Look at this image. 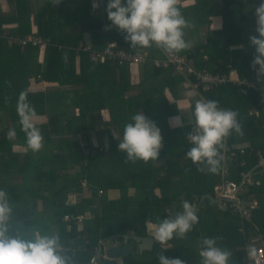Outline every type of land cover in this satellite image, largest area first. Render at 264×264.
<instances>
[{
	"label": "trees",
	"instance_id": "trees-1",
	"mask_svg": "<svg viewBox=\"0 0 264 264\" xmlns=\"http://www.w3.org/2000/svg\"><path fill=\"white\" fill-rule=\"evenodd\" d=\"M28 1L16 0L14 14H3L0 10V190L6 192L12 207L9 221L12 234L26 238L34 233L58 235L71 264H90L100 241L118 234L145 236L146 221L156 224L174 218L183 210V200L194 206L204 195L215 197L214 187L222 180L223 159L215 174L198 171L186 157L193 147L187 137L194 123L177 128L168 125V118L176 115L178 109L175 103L167 100L164 91L169 89L176 97L175 84L183 78L175 75V65L165 63L166 54L155 46L151 50H131L117 29L102 33L100 29L105 24L102 14L98 10L92 12L90 0H63L59 6H53L48 0L45 5L44 0L41 5L37 1L34 14L37 33H31L29 16L32 8L30 10ZM223 2L221 7L212 8L208 13V16L222 17V29L210 36L205 45H198L185 56L198 70L207 68L211 73L228 76L230 69H237L239 79H247L256 87L236 86L230 81L209 90L198 87L205 100H218L226 109L238 113L243 134L233 131L220 149L222 157L225 146L232 153L231 160L227 161L228 178L237 181L239 172L253 167L258 153H264V130L259 127L264 122L261 101L264 80L255 79L256 72L251 67L255 54L229 49L240 42L236 37L231 6L237 5L241 10L247 2ZM251 10L253 7L250 6ZM11 24L15 26L10 33L3 29ZM85 33L91 36L93 50L115 40L118 46L145 56V61L136 66L140 67L142 78L134 95L123 97L129 89L130 65L91 62L82 51L79 52L82 64L94 66V70L90 68L81 81L76 80L78 76L73 80L64 79L74 75L73 57ZM32 34L47 37L52 43L45 48L42 64L38 62V48L22 47L8 40ZM212 56L220 60L214 70L208 62ZM155 61L164 64L158 67ZM31 80L57 82L60 87L80 82L82 96L87 99L78 104L70 91L32 92L29 89ZM24 90L37 115L47 117V122L40 127L34 124L44 138L43 148L37 153L28 148L16 111L19 94ZM74 106L79 109L77 115L72 110ZM101 109L109 111L110 125L117 130L118 137L116 139L106 127L94 134L97 144L93 145V131L102 121ZM252 109L259 113L258 119L249 114ZM141 112L157 124L163 138L159 158L148 164L126 162L127 154L118 149L124 126ZM238 136L248 138L246 141L250 144L243 155L235 146ZM256 139H263L261 146ZM166 152L169 153L167 156ZM157 161H162L163 165H155ZM242 161L246 162L245 166L241 165ZM69 169L75 172L68 173ZM18 176L24 178L20 189L10 183ZM257 180V185L245 189L240 196L246 201L251 195L254 198L256 208L252 209L250 219H241L204 199L196 212L198 223L186 238L174 236L163 249L161 244H156L152 251L142 254L135 250L123 258V264H159L160 254L179 258L183 264H201L199 251L204 238H216L217 246L232 253L229 264H242L246 246L264 245V174ZM83 182L89 187V197H83L79 203L70 202L71 195L83 192ZM156 189L160 196L155 195ZM113 190L119 193L116 199L109 198ZM37 202L41 209H37ZM65 216L74 219L64 220ZM78 216H82L80 221L76 219ZM22 225L26 229L20 233L18 228ZM253 239L257 241L251 243Z\"/></svg>",
	"mask_w": 264,
	"mask_h": 264
},
{
	"label": "clouds",
	"instance_id": "clouds-1",
	"mask_svg": "<svg viewBox=\"0 0 264 264\" xmlns=\"http://www.w3.org/2000/svg\"><path fill=\"white\" fill-rule=\"evenodd\" d=\"M50 2L53 6H59L63 0ZM177 5L178 0H126V3L125 0H109L106 12L110 28L117 29L124 36L131 50L155 46L171 56L189 47L184 36L185 29L190 25ZM93 7L97 8L99 4L94 3ZM253 8L256 35L249 37L250 46L255 49L251 67L258 79L264 80V0H259ZM233 47L238 50L243 46ZM64 60L67 62V56ZM27 96L26 90L20 92L16 111L27 137V146L37 153L43 148L44 138L33 123L39 117L27 101ZM192 116L195 122L187 139L193 147L187 151L186 157L197 166L198 171L215 174L223 159L220 149L224 146V140L233 131L243 134L238 113L221 108L215 100L198 99ZM131 121L124 126L123 139L118 143L119 152L127 154L126 162L143 161L148 164L157 160L163 146L160 128L143 112L132 116ZM182 209L174 218L156 224L151 220L146 221V228L152 230L154 241L160 243L162 249L174 236L186 238V234L198 223L196 209L191 203L183 200ZM11 215L9 198L5 191L0 190V264H71L58 235L34 233L26 238L12 234L9 224ZM199 255L201 264H229L232 253L217 246L216 238H204ZM248 256H256L254 247H249ZM158 259L159 264H183L181 259L168 258L163 254Z\"/></svg>",
	"mask_w": 264,
	"mask_h": 264
},
{
	"label": "crops",
	"instance_id": "crops-1",
	"mask_svg": "<svg viewBox=\"0 0 264 264\" xmlns=\"http://www.w3.org/2000/svg\"><path fill=\"white\" fill-rule=\"evenodd\" d=\"M15 1L16 0H0L1 12L3 14H10V13L14 14L15 13V10H14ZM37 1H38V4L41 5L43 0H29L28 1L30 10L32 8V10L30 12V16H29L31 33H37V26H36L35 21H34V14L36 11ZM44 1L45 2L43 3V5L47 4L46 3L47 1L46 0H44ZM49 1L50 0H48V2ZM106 1L109 2V0H106ZM232 1H234V3H237V4H240V3L243 4V3L247 2L246 7L245 8L243 7L241 10H239L240 7L237 5L231 6V9L234 12V16H232V17H233V22H234V28L237 32L236 37L240 41L239 44H237L236 46L242 45L243 47L239 48L240 50H243L244 52L246 51V52H251V53L255 54V49L250 46L249 37L252 35H256V31H255V29H256V18H255L254 8H253V10L249 11V7L251 6V8H252L254 5H257L256 2H258L259 0H232ZM94 3H97V0H90L92 12L97 10L93 7ZM125 3H126V0H125ZM223 3H224L223 0H178L177 6L180 8L184 18L186 19V21L190 25V27L185 29V36H184L185 40L189 44V47L186 50H184L178 54H174V55L183 58L185 63L194 70H198V69H195V67L193 66V63H192L193 61L189 60L185 55L187 52L195 49L198 45H205L207 39L210 36H214L215 33H217L218 31H220L222 29V27H223L222 17L219 15L208 16V13H209V11L212 10V8H214V10L218 9L217 7H221L223 5ZM204 5H207V7H205ZM106 15H107V12H106L105 16ZM102 19L109 29L107 32H111L112 30H115V28H110V21L108 20V17H104ZM63 21H64V18H63ZM14 26H15L14 24L6 25L3 27V29L10 33L11 30L14 29ZM32 35H34V34H32ZM110 42L115 43L117 45V47H119V48L126 49L125 46H120V45L118 46V44L115 40H112ZM107 43H109V42H107ZM82 44L86 47H90V48L92 47V39H91V36L89 34H86V33L83 34ZM102 48H99L98 50H100ZM229 49L234 50V47L232 46ZM126 50H128V49H126ZM150 50H151V48H150ZM44 51H45V49L39 50L38 62L41 64L43 62ZM145 51L147 52L148 50H145ZM75 54L76 55H74V57H73L74 58L73 59L74 75L65 76L64 79L73 80L74 77L78 76V78L76 80L81 81V80H83V78H86V76L88 75V73H89L88 70H91V69L94 70V66L89 67L85 63L82 64V58L79 55V53L76 52ZM163 54L165 55L166 53H163ZM166 57H167V54H166ZM154 59L160 60L161 58H154ZM204 59L206 60L207 57H205ZM239 60L240 59L237 58L238 62H239ZM208 62H209V64H211L210 66H211L212 70H214L217 66V63H219L220 60H219V57H213L212 56L211 60ZM230 63H232V61ZM95 69H96V67H95ZM173 69H174L175 75L176 74L180 75L183 78V80H182V82H178L175 84L173 92L176 94V97L172 94V92L169 89H166L164 92H165V95L167 97V100L170 103H175L177 106L178 113L174 116L169 117L167 120L170 128H177V127H182V126H186V125H191L194 123V117L192 116V113L194 110L195 102L198 99H205V98L202 96L200 88L195 87L193 75H188L184 71H182L183 73H181L177 69H175V67ZM199 70H205V71L211 73V71H209L207 68H202ZM213 74H216V73H213ZM228 76H229V79H231L230 82L233 85L241 86V85H238L234 82V80L239 79L237 69H234V68L230 69ZM141 78L142 77H141V73H140V67H136V66L129 67V89H128V91H126L124 93V96H123L124 98L129 97L132 94L134 95L137 92V90H138L137 88L139 87V82H140ZM255 79H258L257 74H255ZM29 89L32 92H43V93H50V92L55 91V90H61L64 92L70 91L71 95L74 96L73 99H77L76 102L78 104H81L82 100L87 99V96H82L81 92H83V85L80 82H76V84L71 82L70 85L66 84V85L60 87L57 82H41V81L31 80ZM205 90H209V89H205ZM217 102L221 108L226 109L225 106H223L221 104V102H219L218 100H217ZM72 110L74 111L75 115H77L79 112V109L77 108V106H74V108ZM249 114L255 115V117L258 119V116L253 109L249 111ZM100 115H101L102 121L97 123L96 129L93 131L94 133L92 135V140H96V142H97V138L94 134L97 131H100L106 127L110 129V131L113 135L115 134L116 137H118L117 130L115 128L111 127V125H110L111 122H110L109 111L107 109H103V110L101 109ZM38 117H39L38 120L33 121V123L36 124L38 127H40V125L42 123L47 122L46 116L40 115ZM176 118H178L179 121H174ZM173 125H179V126H173ZM259 127L261 128V130H263L262 126H259ZM259 132H260V130H259ZM115 135H114V137H115ZM250 138H252V137H250ZM235 140H236V145H235L236 148L239 146H249L250 145L249 142L246 141V140H248V138H240V136H238L237 139H235ZM262 140L263 139L257 140V142H260L259 143L260 146H261V143L263 142ZM94 144H97V143L94 142L93 145ZM168 154L169 153L166 152V156ZM155 165L161 166V165H163V162L157 161V162H155ZM17 180L21 184H23V182H24V178H22V177H19ZM86 189H87V191H85L84 193L88 192V194H90L89 187ZM132 193H133V191L131 190L130 194H132ZM154 193H155V195L160 196V192L158 189H156ZM75 195H77V194H75ZM75 195H71L69 197L70 202L74 203L73 199L75 198L74 197ZM118 196H119V193L117 190H113L109 193V198H111V199H116V198H118ZM83 197H89V195L85 194V195H83ZM248 200H249V202L255 203L252 195L250 196V199H248ZM32 204L33 203H31V205ZM36 207H37V209H41V205L39 202L36 203ZM136 227L139 228L140 225H137ZM25 229H26V226L22 225V226H19L18 231L21 233L22 231H25ZM144 231H145L146 235L142 236V237H146V236H152L153 237V232H152V230H149L146 228V223L144 225ZM132 236H135V235L132 234ZM117 241H118V239H117ZM120 241L122 242V240H120ZM255 241H257V240L253 239L251 243H254ZM115 246H116V243L112 242V241H107L103 244V248H106L105 251L108 248L115 247ZM199 253H200V251H199ZM116 261L118 264H123L122 258H120Z\"/></svg>",
	"mask_w": 264,
	"mask_h": 264
},
{
	"label": "built area",
	"instance_id": "built-area-1",
	"mask_svg": "<svg viewBox=\"0 0 264 264\" xmlns=\"http://www.w3.org/2000/svg\"><path fill=\"white\" fill-rule=\"evenodd\" d=\"M99 7L95 8L102 14V18L105 17L106 7L108 1L105 0H97ZM94 10V9H93ZM102 33H107L108 27L104 24L101 28ZM10 43H16L18 45L24 46H32L36 47L39 50L45 49L47 46L51 45V41L47 37H41L37 34L28 35L25 38H9ZM58 48H61L59 46ZM85 52L87 53L89 60L95 63H112L119 66L130 65V66H138L139 64L145 61V56L141 53H133L132 51L122 49L117 47V45L113 42L107 43L105 47L100 50H93L90 47L84 46L80 43L79 48L76 49V52ZM165 63H172L175 65V68L183 73H187L188 75H193L194 85L195 87H203V89H211L215 86L224 85L229 82V76L221 75V74H213L207 72L205 70H194L189 67L183 58L167 54V60ZM154 64L156 66H161L164 63L161 61H155ZM234 82L238 85L245 86L250 89H256L253 82L248 81L246 79H238L234 80ZM263 103L262 108V116L264 120V93L261 99ZM256 114L259 113L256 111ZM262 129L264 130V122L262 124ZM189 143H191L188 140ZM249 146H239L236 149L240 152V154L245 153V149ZM229 152V153H228ZM87 154V153H86ZM232 153H230L229 148L225 146L224 154H223V165L221 169V178L222 180L218 185L214 187L215 197L221 199V203L217 204L218 207L222 210H229L233 215L238 216L241 219H250L252 209L256 208V204L254 202H249L240 198L242 193L245 192V189L253 187L258 184L257 178L264 174V153H258L257 161L253 167L247 170H242L239 172L238 180H231L228 178V166L227 161L231 160ZM246 162L242 161L241 165L245 166ZM85 187H88L86 183L83 182ZM98 194L101 195L102 191H98ZM74 219L73 216H65L64 220ZM79 221L82 219V216L76 217ZM249 247H254L256 249V256L254 258H250L248 256ZM245 257L243 259L242 264H264V245H250L244 248Z\"/></svg>",
	"mask_w": 264,
	"mask_h": 264
},
{
	"label": "water",
	"instance_id": "water-1",
	"mask_svg": "<svg viewBox=\"0 0 264 264\" xmlns=\"http://www.w3.org/2000/svg\"><path fill=\"white\" fill-rule=\"evenodd\" d=\"M207 199L210 204L217 205L221 203V199L214 198L210 195H204L200 198L197 205H194L196 212L201 202ZM121 238L122 242H118L117 239ZM107 241L116 243L115 247H110L106 251L103 248V244ZM156 244H160L154 241V237L146 236H132V235H115L109 237L107 240H102L98 246L97 252L94 255L90 264H118L116 260L125 258L130 255L133 251H137L138 254L143 252H150Z\"/></svg>",
	"mask_w": 264,
	"mask_h": 264
},
{
	"label": "rangeland",
	"instance_id": "rangeland-1",
	"mask_svg": "<svg viewBox=\"0 0 264 264\" xmlns=\"http://www.w3.org/2000/svg\"><path fill=\"white\" fill-rule=\"evenodd\" d=\"M205 7H207V5H204ZM133 95V94H132ZM95 138V137H94ZM96 143V140H93V143ZM14 148H17V147H14ZM21 162H22V159H21ZM75 172V170H68V173H74ZM20 176H18L17 178L16 177H13L12 179H11V184L13 185V186H15V187H18L19 189L20 188H22V186H23V184H21L20 182H18V178H19ZM83 186V193H80V194H77V195H75L74 197V203H79L80 201H81V199H82V197H83V195H89L88 194V192H86V193H84L85 191H87V187H85L84 185H82ZM220 208V207H219ZM106 248H104V250H105Z\"/></svg>",
	"mask_w": 264,
	"mask_h": 264
},
{
	"label": "flooded vegetation",
	"instance_id": "flooded-vegetation-1",
	"mask_svg": "<svg viewBox=\"0 0 264 264\" xmlns=\"http://www.w3.org/2000/svg\"><path fill=\"white\" fill-rule=\"evenodd\" d=\"M118 242H121L120 240H118Z\"/></svg>",
	"mask_w": 264,
	"mask_h": 264
}]
</instances>
